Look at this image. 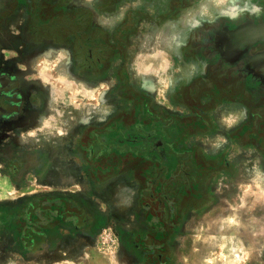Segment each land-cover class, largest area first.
<instances>
[{
  "label": "rangeland",
  "instance_id": "1",
  "mask_svg": "<svg viewBox=\"0 0 264 264\" xmlns=\"http://www.w3.org/2000/svg\"><path fill=\"white\" fill-rule=\"evenodd\" d=\"M0 264H264V0H0Z\"/></svg>",
  "mask_w": 264,
  "mask_h": 264
},
{
  "label": "crops",
  "instance_id": "2",
  "mask_svg": "<svg viewBox=\"0 0 264 264\" xmlns=\"http://www.w3.org/2000/svg\"><path fill=\"white\" fill-rule=\"evenodd\" d=\"M30 10V7L28 8L27 6H24V7H20V8H14V11H16V14L13 15V20H15L17 24V16H20V17H24V19L26 20L27 18H29V13H27V11ZM17 11H20L21 14H18L17 15ZM41 11H44L41 9ZM44 12H41L40 16L42 15L43 16Z\"/></svg>",
  "mask_w": 264,
  "mask_h": 264
}]
</instances>
